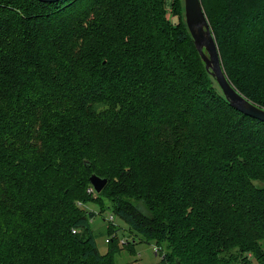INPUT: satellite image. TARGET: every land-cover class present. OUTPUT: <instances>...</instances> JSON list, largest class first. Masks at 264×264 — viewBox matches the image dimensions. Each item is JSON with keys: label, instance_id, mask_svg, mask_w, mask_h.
<instances>
[{"label": "trees", "instance_id": "16d2710c", "mask_svg": "<svg viewBox=\"0 0 264 264\" xmlns=\"http://www.w3.org/2000/svg\"><path fill=\"white\" fill-rule=\"evenodd\" d=\"M165 2L0 0V264H116V227L100 253L80 207L101 197L164 264H264V121ZM200 2L228 81L264 108V0Z\"/></svg>", "mask_w": 264, "mask_h": 264}, {"label": "water", "instance_id": "95a60500", "mask_svg": "<svg viewBox=\"0 0 264 264\" xmlns=\"http://www.w3.org/2000/svg\"><path fill=\"white\" fill-rule=\"evenodd\" d=\"M56 2L58 0H40ZM186 26L194 46L205 65L206 71L215 79L228 103L238 111L264 121V108L241 95L228 81L220 62L217 46L206 19L200 0H183ZM90 183L95 192H100L107 183L106 177L91 174Z\"/></svg>", "mask_w": 264, "mask_h": 264}, {"label": "rangeland", "instance_id": "374dc122", "mask_svg": "<svg viewBox=\"0 0 264 264\" xmlns=\"http://www.w3.org/2000/svg\"><path fill=\"white\" fill-rule=\"evenodd\" d=\"M170 2L171 0H166L164 5L166 16L173 23H176L179 19V16L177 14H172V6L170 5ZM92 195L96 197L95 194ZM105 204H108L105 197H101L99 201L96 199V202L89 201L87 203L80 204L82 209H87L94 212V215L90 221L98 251L100 253H105L107 251V238H109L107 231L109 230V224H112L116 227V235L121 244L120 250L114 255L116 264H134L136 262L142 264H164L161 261V258L164 255L163 249L153 241H143L140 240L138 236L133 235V233L129 231L128 225L119 217L114 216V214L111 212V209L108 208L102 211L100 207L101 205L104 206ZM110 215L113 216L112 220H109ZM132 239H134V242H132L133 251L129 252L128 249L122 245L126 244L127 242H131ZM154 246L157 247V251L154 249ZM246 255L249 257L248 262L244 263V260H241L240 262L244 264H259L250 253H247Z\"/></svg>", "mask_w": 264, "mask_h": 264}, {"label": "built area", "instance_id": "2783aa9c", "mask_svg": "<svg viewBox=\"0 0 264 264\" xmlns=\"http://www.w3.org/2000/svg\"><path fill=\"white\" fill-rule=\"evenodd\" d=\"M88 191L92 192V191H93V188H89ZM112 219H113V216L110 215V216H109V220H112ZM72 231L74 232L75 230L73 229ZM154 249L157 251V247L154 246ZM238 264H244V263L239 262Z\"/></svg>", "mask_w": 264, "mask_h": 264}]
</instances>
